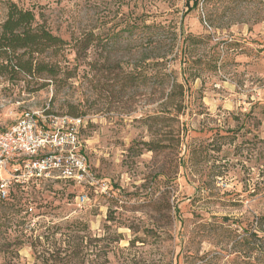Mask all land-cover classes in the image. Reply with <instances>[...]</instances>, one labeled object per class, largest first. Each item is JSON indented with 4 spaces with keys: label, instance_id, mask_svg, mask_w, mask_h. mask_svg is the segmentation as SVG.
<instances>
[{
    "label": "rangeland",
    "instance_id": "obj_1",
    "mask_svg": "<svg viewBox=\"0 0 264 264\" xmlns=\"http://www.w3.org/2000/svg\"><path fill=\"white\" fill-rule=\"evenodd\" d=\"M10 3L66 46L0 79V129L85 118L89 177L0 193V264H264V0Z\"/></svg>",
    "mask_w": 264,
    "mask_h": 264
},
{
    "label": "built area",
    "instance_id": "obj_2",
    "mask_svg": "<svg viewBox=\"0 0 264 264\" xmlns=\"http://www.w3.org/2000/svg\"><path fill=\"white\" fill-rule=\"evenodd\" d=\"M86 123L83 117L33 112L23 114L10 128L0 129V171L11 165L9 178L0 182L1 197L7 198L13 184L39 180L56 169L64 179L86 181L89 172L86 159L79 156L78 140V128ZM47 149L53 153L40 157Z\"/></svg>",
    "mask_w": 264,
    "mask_h": 264
},
{
    "label": "trees",
    "instance_id": "obj_3",
    "mask_svg": "<svg viewBox=\"0 0 264 264\" xmlns=\"http://www.w3.org/2000/svg\"><path fill=\"white\" fill-rule=\"evenodd\" d=\"M194 1L192 9L197 7ZM66 43L46 27L40 25L34 12L21 9L16 3H10L5 20L0 27V79L17 80L20 74L34 77L42 73L56 75V65L46 62L43 57L56 55ZM180 91L183 85L172 80V93ZM180 104L181 108L182 101ZM178 114L181 113L179 109ZM40 237H37L36 241Z\"/></svg>",
    "mask_w": 264,
    "mask_h": 264
}]
</instances>
